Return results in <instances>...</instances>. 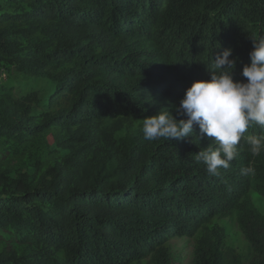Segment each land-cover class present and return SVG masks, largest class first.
Listing matches in <instances>:
<instances>
[{
    "label": "trees",
    "instance_id": "obj_1",
    "mask_svg": "<svg viewBox=\"0 0 264 264\" xmlns=\"http://www.w3.org/2000/svg\"><path fill=\"white\" fill-rule=\"evenodd\" d=\"M262 37L264 0H0V72L47 80L58 107L35 112L0 85V264H172L164 243L231 214L257 254L249 264H264L251 198L264 197V152L242 139L211 176L195 159L208 138L142 132L226 48L246 82ZM193 264L245 263L206 233Z\"/></svg>",
    "mask_w": 264,
    "mask_h": 264
},
{
    "label": "clouds",
    "instance_id": "obj_2",
    "mask_svg": "<svg viewBox=\"0 0 264 264\" xmlns=\"http://www.w3.org/2000/svg\"><path fill=\"white\" fill-rule=\"evenodd\" d=\"M249 55L250 64L241 73L246 82L236 80L233 71L237 59L231 58L232 48L224 49L209 69L210 79L195 81L174 111H160L143 119L144 138L182 140L193 136L200 143L208 138L211 143L195 159L206 165L211 176H219V169L230 167V162L239 155L242 139L250 145L251 155L259 156L264 152V136H245V133L255 125L264 128V37L253 39ZM196 125L199 135L194 131ZM240 171L247 176L253 170L242 167Z\"/></svg>",
    "mask_w": 264,
    "mask_h": 264
},
{
    "label": "rangeland",
    "instance_id": "obj_3",
    "mask_svg": "<svg viewBox=\"0 0 264 264\" xmlns=\"http://www.w3.org/2000/svg\"><path fill=\"white\" fill-rule=\"evenodd\" d=\"M5 83L11 84L13 98H32V101L27 104L35 112L45 110L52 112L58 109L57 106L50 107L51 104L49 105L53 87L45 79L24 76L17 72L8 74L6 71H1L0 85ZM179 103H177L176 107L179 106ZM173 115H175V112H173ZM113 126V123L107 124V127L110 129ZM251 198L256 209L264 214V197L251 192ZM206 233L214 234L223 250L232 252L243 263L249 264L257 259L256 252L252 249L239 228L236 214H231L227 217H215L211 219L203 228L198 229L194 236L174 238L164 243V246L169 251L172 264H193L194 253L199 245V241ZM150 258H146L142 264H150Z\"/></svg>",
    "mask_w": 264,
    "mask_h": 264
}]
</instances>
